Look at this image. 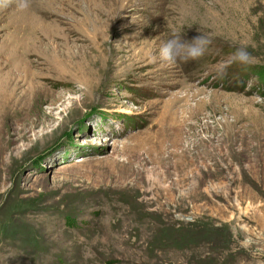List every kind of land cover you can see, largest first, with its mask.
<instances>
[{
    "label": "rangeland",
    "instance_id": "374dc122",
    "mask_svg": "<svg viewBox=\"0 0 264 264\" xmlns=\"http://www.w3.org/2000/svg\"><path fill=\"white\" fill-rule=\"evenodd\" d=\"M17 3L0 9V264H264V0ZM173 31L205 55L162 66ZM240 46L254 62L219 77ZM195 221L222 228L210 263L154 252Z\"/></svg>",
    "mask_w": 264,
    "mask_h": 264
},
{
    "label": "clouds",
    "instance_id": "9594fccd",
    "mask_svg": "<svg viewBox=\"0 0 264 264\" xmlns=\"http://www.w3.org/2000/svg\"><path fill=\"white\" fill-rule=\"evenodd\" d=\"M12 4V0H0V9H6ZM17 8L25 10L30 7V0H18ZM211 41L205 35H197L190 41L183 40L182 35L176 31L163 39L158 50V59L164 67H173L178 63L198 60L203 57ZM254 57L247 50L246 46L238 47L226 60L221 62L217 68V75L223 77L227 74V69L233 64L242 66L251 65Z\"/></svg>",
    "mask_w": 264,
    "mask_h": 264
},
{
    "label": "trees",
    "instance_id": "16d2710c",
    "mask_svg": "<svg viewBox=\"0 0 264 264\" xmlns=\"http://www.w3.org/2000/svg\"><path fill=\"white\" fill-rule=\"evenodd\" d=\"M15 224L11 221H6L3 226L4 231H12L15 228ZM211 224H205L199 222L193 223H176L173 224L171 228L168 227L167 235L162 233L157 238L159 245H156V250L154 252H165L168 250H180V251H200V257H203L204 263H210L212 258L215 257L214 254L219 252L220 246L218 242L219 233L222 228H216L211 230ZM228 249V248H227ZM218 254V255H219ZM109 260L106 264H111Z\"/></svg>",
    "mask_w": 264,
    "mask_h": 264
},
{
    "label": "bare ground",
    "instance_id": "6f19581e",
    "mask_svg": "<svg viewBox=\"0 0 264 264\" xmlns=\"http://www.w3.org/2000/svg\"><path fill=\"white\" fill-rule=\"evenodd\" d=\"M10 77V76H9ZM19 76H17V75H12L11 77H10V79H9V82H8V88H10L11 87V84H14V87H18L19 86V83H20V81H19Z\"/></svg>",
    "mask_w": 264,
    "mask_h": 264
}]
</instances>
